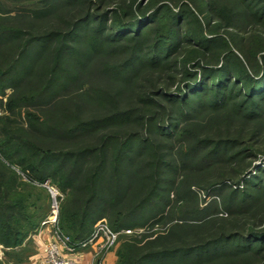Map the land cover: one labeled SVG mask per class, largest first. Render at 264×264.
Returning a JSON list of instances; mask_svg holds the SVG:
<instances>
[{
  "label": "trees",
  "instance_id": "1",
  "mask_svg": "<svg viewBox=\"0 0 264 264\" xmlns=\"http://www.w3.org/2000/svg\"><path fill=\"white\" fill-rule=\"evenodd\" d=\"M53 1L40 0L33 4L34 11L31 9L26 27L0 26V133L7 138V145L0 141L1 158H9L12 166L22 169L27 166L23 170L32 180L43 183L50 176L56 181L60 178L62 188L77 196L78 199L70 200L73 204L76 200L89 199L83 212L68 209L69 213L61 219L68 232L74 231L75 223H79L76 234L68 235L76 243L89 238L94 230H86L88 216L101 191L110 189L117 196L113 199H134L139 192V199H150L167 191L164 186L170 184V173L200 176L201 189L207 196L218 195L214 202L220 203L218 210L227 214V218L205 219L204 225L207 224V229L220 221L226 230L202 245L187 248L175 246L148 251L149 247L127 244L121 250V264H176L175 257H186L189 264H206L202 263L206 260L211 264L245 261L264 264V221L250 218L264 205V165L253 166L264 157L259 148L264 142V0H229L231 8L221 3L224 0H199V4L198 0H172L178 11L166 2L158 5L149 0L136 5L135 0L129 3L122 0L116 9L102 11L89 0L86 7L77 8V16L72 11H60ZM204 13L206 21L202 20ZM65 17L70 20L63 22ZM52 21L61 24L48 26ZM193 23L197 28H190ZM241 32L247 35L244 37ZM95 35L98 38L94 39H101L100 44L106 45L111 57L125 54L123 63L108 67V81L135 87L137 91H132L131 96L135 97L137 107L132 108L130 102L128 108L119 109L116 97L109 96L106 102L111 100V112L103 110L102 116L80 124L75 129L79 131L63 132L58 138L46 130L48 124L30 114L31 122L27 126L33 133V143L26 137L15 136L18 134H14V123L7 113L20 112L24 107L18 104L20 98L15 97L46 76L45 90L36 93L37 99L36 95L29 104L23 99L21 103L38 109L42 105L36 104V100L42 94L51 102L56 89H61L58 83L62 81L57 82L58 78L76 79L79 66L87 65L81 61L79 48L88 43L86 38L90 37V42ZM249 42L257 46L253 48ZM31 49L41 57L36 70H32L33 64L25 63L28 69L24 67L19 72L18 57L13 56L31 53ZM13 50L15 53L11 54ZM239 51L244 59L236 54ZM160 71L163 73L156 76ZM165 72L171 73L168 79ZM146 73L154 77L143 82ZM75 81L80 86L81 81ZM8 86L14 90L5 102ZM110 86L121 94L124 91L121 86L112 83ZM101 96L105 99L106 95ZM134 123L141 127L149 125L152 136L129 133L130 140L119 144L114 131ZM82 131L94 137L104 131L107 136L100 137L99 145L87 142L83 143L84 147H73L66 152L40 147V143L55 142L73 145ZM176 137L186 140L178 145L174 143ZM130 141L133 144L124 148ZM1 158L0 243L14 248L21 245L18 239L21 222L28 228L27 232L34 233L40 221L37 223L38 217L22 207L24 199H17L15 206L5 207L6 199L2 196L13 184L6 182L5 176L12 169ZM135 167L129 176V168ZM152 167V174L146 173V168ZM128 178L130 182L121 186V181ZM119 227L113 230L119 232ZM173 239L178 236L170 240ZM141 249L143 252L138 254Z\"/></svg>",
  "mask_w": 264,
  "mask_h": 264
},
{
  "label": "rangeland",
  "instance_id": "2",
  "mask_svg": "<svg viewBox=\"0 0 264 264\" xmlns=\"http://www.w3.org/2000/svg\"><path fill=\"white\" fill-rule=\"evenodd\" d=\"M38 1L40 0H0V26L10 29L11 27L13 28L14 25L21 24L22 26L26 27V25L28 24L26 19H28V15L34 11L33 4L37 3ZM91 1L97 4L95 7H99L100 9H102V11L106 9H116V5L122 2V0ZM127 1L129 3V0ZM135 1L136 2L134 4L136 5L141 0ZM149 1H152V3L154 2L153 4L158 2V5L166 2L168 3V6H174L172 5V0ZM182 1L186 2V0ZM87 2H89V0L53 1V3L59 7L60 11H72L71 13L75 14V16L78 15L77 12L79 9L77 10V8H80L81 6L86 7ZM196 3L199 4V0ZM221 3H223V5H227L230 8L232 7V3H230L229 0L221 1ZM175 10L178 11V7H175ZM205 17L206 13H204V16L202 17L203 21H206ZM69 20V17H65L63 22H68ZM60 24V22L52 21V23H48V26H60ZM43 25L47 24L45 23ZM190 28H197V24L193 23ZM20 30L25 31L28 29L21 28ZM249 31L251 33L254 32L250 28ZM241 34L245 37L247 35V32H241ZM94 38H98V36L92 37V40L90 42V37L86 38L88 43H86V45L84 46L80 45L79 48L80 51H82L81 55L83 56V59H81V61L87 63V65H85L84 67L79 66L80 70L76 72V79H78V83L81 81L80 86L76 85L77 83L75 81V78H71V80L65 78L64 81L62 80V77L58 78L57 82L62 81L61 83H58V86H60L61 89H56V96L51 99V102H49V100H46V97H42L44 95L42 94L41 98H38V100H36V104L40 106L42 105L40 108L37 109L32 107L28 108L29 106L26 107V104H24L25 102H28L29 104L33 101L31 98L35 97L39 93L41 94V92L45 90V76L43 79L38 81H36L35 79L34 81L40 83H34L30 85V87H26V89L22 90L23 92L19 93V95L15 97V99L17 100L18 98H20L18 104H22L24 106L22 107V111L20 112L15 111L14 114H11L10 112L7 113V116H10L9 119H12L11 121L14 123V126L12 128V130H15H13L14 134H18L15 136H19V138L23 137L24 139L26 137L27 140L33 143V133L30 132L27 126V122H31V117H29L30 114L36 115L37 117H39V119L48 124L46 130L49 131V133H54L51 136L58 138L59 135L61 136V133L63 132L66 133L69 131L73 133L75 131H79L80 129H75L80 124H82L83 122L94 120V118H96L97 116H102L103 110L107 109L106 111L111 112V105L109 104L111 100L109 102H106L110 99V97L112 99H115L116 97V105H118L119 109L128 108L130 102L132 108L137 107L135 103V97H133L134 99H132L131 96L132 91H137L135 87L130 86L129 88V86L127 85H121L118 83L115 84L114 82L108 81L109 77L106 72L108 67H113L117 63H123L125 61V54L121 53V55L115 52L116 56L111 57L109 49L106 47V45H102V43L100 44L101 39ZM249 43L253 48L255 45L257 46V44L254 45L252 44V42ZM35 51L36 50L31 49V53H25L24 55H20V57L16 53L13 56V58L18 57L16 68H19V72L23 71L22 68L27 67L25 63H28L30 65L33 64L31 68L32 70H36V65L39 64L38 62L40 61L41 57ZM13 53H15L14 50L11 52V54ZM236 54H238L242 58L241 51H239L238 53L236 52ZM262 54H264V52ZM262 54L259 56H262ZM184 55L185 53L182 54V57H184ZM161 73H163V71H160L156 76ZM45 75H47V72L45 73ZM164 75L168 79L171 73L165 72ZM152 76V73H146V75H144L143 82L147 80L150 81L152 79ZM111 83L116 85L117 87L121 86V88L124 90L123 93L121 94L116 91V87L115 89H113L114 86H110ZM139 84L142 85L143 83L140 82ZM13 90L11 86L7 87L6 94L8 98H4L5 102H7L6 100H8L12 95ZM61 90H64V92L66 93L63 94L64 92ZM116 92H118L119 95H116ZM44 93H46V91H44ZM103 94L106 95L105 99L104 96H101ZM37 97L38 95L35 99H37ZM22 99L25 102L21 103ZM136 102H138V97ZM139 109L140 108L136 110L139 111ZM1 112L2 110H0V114ZM123 127L124 128L122 129H114V133H116L119 144H121L125 140L126 142L130 140L129 136L131 135H129V133L139 132L143 137L152 136V134L150 133L152 130L149 125H144L143 127H141L137 123H134L128 124ZM181 127L179 128L180 130ZM50 128H52L53 130H50ZM84 133L83 131L80 133V139H78V142H75L73 145L67 143L62 144V142H55L56 144L48 145H46L45 143H40V147L41 149L48 151L52 150L57 152H66V150H71V148L73 147H84L83 143L86 144L87 142L89 144L99 145L101 143L100 137L107 136V134L105 135L104 131L100 132L97 137L91 135L86 136ZM181 137H176L177 140L174 143L179 145L181 141L186 140L183 138L181 139ZM6 139L7 138H4L3 134L0 133V141L2 140L6 144ZM98 139L99 141H97ZM93 140L97 142H94ZM129 143L130 144L126 143L127 145L125 144L124 148H127L129 147V145L133 144V142L131 141ZM134 144H136V142ZM255 146L258 148V145L255 144ZM112 147L114 146L112 145ZM259 148H261L264 152V142L261 145L259 144ZM9 153L12 154V152L10 151ZM174 153L177 155L176 150ZM1 157L2 155L0 154V158ZM1 159L5 160L6 164L12 169V171L9 172L7 176H5L6 182L13 183L10 188L5 191L4 196H2L3 199H6L5 207H7V205L15 206L17 199H24V205L22 207L25 208V210L28 211V213H30L31 215H36V217L38 218L35 220H37V223L39 221L40 222L37 226V231L34 233H31L29 231L27 232L28 228L21 222L22 227L18 229L20 231V234H18V239L21 241V245L12 248L8 247V245L0 243V264H40L42 259L44 258L43 253L45 246L54 239L56 232L52 225H43V223L45 221H48L52 215L53 198L50 189L53 188L52 190H56L60 194V196L58 197L59 213L56 229L58 228V230L66 236L75 235V232H77L78 230L79 223H75L74 231L68 232V230L63 226V221L61 220L62 217L65 214L69 213L68 209L69 211L71 209H74L78 210L79 212H81L82 210L83 212L85 205L87 206V202L89 201V199H82L79 202H77L76 200V203L73 204V202L71 203L70 200L78 198L76 195H73L69 189L66 188L64 190L62 188L60 178L56 181L52 176H50L46 181L41 183L32 180L31 177H29L24 172L23 169L25 168V166H22V169L21 166H12L13 164H11L10 159L7 157L6 159ZM15 160L18 159L15 158ZM260 165H264V157L258 159L253 166L258 167ZM109 168L111 170L110 173L112 174L113 164ZM25 169H27V166ZM136 169L137 167L129 168L128 175L130 176L131 173ZM153 170L154 167H152L151 169L146 168L145 171H147L146 173L152 174ZM13 175L16 178L15 180L12 177ZM112 176L114 177V175ZM168 179L170 184L168 186H164L167 191L164 190L163 192H161L162 195H160V197H150V199H139L140 192L138 193L139 195H136L137 198L134 199H113L117 196H115V193L111 192L110 189L108 192L104 190L100 192L99 196L94 200L93 206L91 207V211L88 216V225L86 229L87 232L91 231V229H93L95 225L102 220H105L109 224L111 229H113V227L115 228L123 225L119 227V232H117L119 234V238L115 246L112 247L107 253H104L102 256L96 258L98 261L100 260L101 264H121V250L123 246L127 244L135 243L137 245H141L143 248L149 247L148 251L171 249L175 246H186L187 248L189 246L202 245L203 243L207 242L208 239L214 238L218 236L220 232L226 230L224 225L220 221V223L215 222L214 224H211L212 226L207 229V224L204 225L206 223L203 222L205 219L213 217L219 218L222 216H225L227 218V214L221 213L222 211L218 210L219 207L221 209L220 203L216 204L214 202L219 198L218 195L207 196V193L201 189L200 185L202 184H200L199 182L200 176L194 178V176L186 174V172L185 174L183 172H179L176 174L170 173L168 175ZM129 182V178L126 180V182H124L123 180L121 181V186H126V184H128ZM46 183H49V187H45ZM146 192H143L142 194L146 196ZM0 195H2V193H0ZM227 205L229 209H232L231 205ZM263 207L264 205H262V208H258L257 210H255V212L250 215V218L257 220L258 222L264 221ZM42 218L44 219L39 220ZM159 219L160 222L157 223ZM239 226L243 227V223L240 222ZM174 235L178 236V239L170 240ZM141 250L142 251L137 253L140 254L144 249ZM92 253V260H94L96 257V253L94 251ZM75 256L77 255H72V257ZM76 259H79V257H77ZM174 259L177 261L176 264H189L188 260H186V257H181L180 259H177L175 257ZM205 262H208L206 264H211L208 260L202 263ZM251 262L249 263L245 261L242 263L251 264ZM216 264H220V262ZM225 264L235 263L228 262Z\"/></svg>",
  "mask_w": 264,
  "mask_h": 264
},
{
  "label": "built area",
  "instance_id": "3",
  "mask_svg": "<svg viewBox=\"0 0 264 264\" xmlns=\"http://www.w3.org/2000/svg\"><path fill=\"white\" fill-rule=\"evenodd\" d=\"M45 187H49V183H46ZM52 189H50L53 198L52 215L43 225H52L56 232L54 239L45 246L44 258L40 264H84L76 258L80 253L90 248H93L96 253L95 259L93 258L94 260L90 264H101L100 260L98 261L96 258L107 253L115 246L119 234L111 229L105 220H102L95 225L89 238L81 242H73L70 237L63 235L58 228L56 229L59 213L58 197L60 194ZM72 255L77 256L72 257Z\"/></svg>",
  "mask_w": 264,
  "mask_h": 264
},
{
  "label": "crops",
  "instance_id": "4",
  "mask_svg": "<svg viewBox=\"0 0 264 264\" xmlns=\"http://www.w3.org/2000/svg\"><path fill=\"white\" fill-rule=\"evenodd\" d=\"M93 251L94 249L90 248L89 250L80 253L78 256L79 257L78 260L86 264L91 263L93 257V253H92Z\"/></svg>",
  "mask_w": 264,
  "mask_h": 264
}]
</instances>
